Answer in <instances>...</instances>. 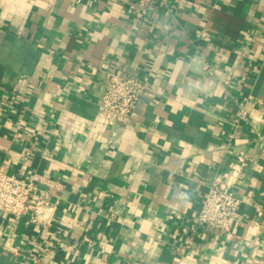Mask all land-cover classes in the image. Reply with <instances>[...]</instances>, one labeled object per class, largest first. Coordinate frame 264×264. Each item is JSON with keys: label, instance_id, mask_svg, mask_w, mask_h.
I'll use <instances>...</instances> for the list:
<instances>
[{"label": "crops", "instance_id": "obj_1", "mask_svg": "<svg viewBox=\"0 0 264 264\" xmlns=\"http://www.w3.org/2000/svg\"><path fill=\"white\" fill-rule=\"evenodd\" d=\"M139 1L0 0V168L64 183L44 223L0 214V264H264V0ZM110 72L146 85L125 125ZM233 171V231L196 223Z\"/></svg>", "mask_w": 264, "mask_h": 264}, {"label": "built area", "instance_id": "obj_2", "mask_svg": "<svg viewBox=\"0 0 264 264\" xmlns=\"http://www.w3.org/2000/svg\"><path fill=\"white\" fill-rule=\"evenodd\" d=\"M155 0H140L137 9L138 20L143 14V8ZM167 27V25H165ZM201 39L212 41V34L203 29ZM206 78L217 79L224 85H230L232 73L218 75L214 69L204 66ZM146 92V85L135 76H121L113 72L107 73L106 85L99 111L108 123L128 124L131 115ZM250 98L247 97V101ZM246 111L241 110L235 118V124L240 119H246ZM242 166L247 165L245 157L238 158ZM241 176L240 171H233L224 178L215 179L208 191L203 195L199 214L195 218L209 229L229 234L233 231L240 216L242 200L234 190L235 184ZM64 192V183L58 179L33 173L17 176L7 173L0 168V214L3 216L21 217L28 213L30 203L34 202L32 221L46 222L50 211L60 203V196Z\"/></svg>", "mask_w": 264, "mask_h": 264}]
</instances>
